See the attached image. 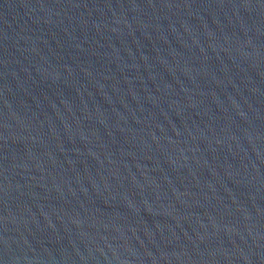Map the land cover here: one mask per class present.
<instances>
[{"label": "water", "instance_id": "95a60500", "mask_svg": "<svg viewBox=\"0 0 264 264\" xmlns=\"http://www.w3.org/2000/svg\"><path fill=\"white\" fill-rule=\"evenodd\" d=\"M0 264H264V0H0Z\"/></svg>", "mask_w": 264, "mask_h": 264}]
</instances>
